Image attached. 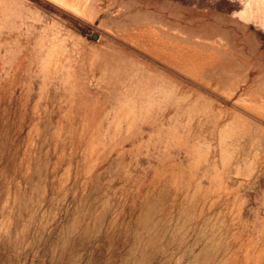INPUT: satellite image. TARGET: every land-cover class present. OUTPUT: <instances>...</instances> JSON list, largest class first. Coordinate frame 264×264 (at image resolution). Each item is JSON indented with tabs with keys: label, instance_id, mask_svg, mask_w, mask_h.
<instances>
[{
	"label": "rangeland",
	"instance_id": "374dc122",
	"mask_svg": "<svg viewBox=\"0 0 264 264\" xmlns=\"http://www.w3.org/2000/svg\"><path fill=\"white\" fill-rule=\"evenodd\" d=\"M0 264H264V0H0Z\"/></svg>",
	"mask_w": 264,
	"mask_h": 264
}]
</instances>
